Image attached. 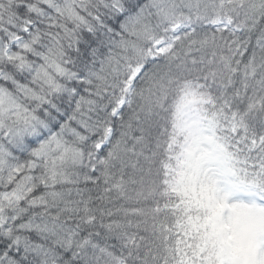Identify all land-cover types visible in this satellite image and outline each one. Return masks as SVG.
Wrapping results in <instances>:
<instances>
[{
    "label": "snow or ice",
    "instance_id": "6c2138e0",
    "mask_svg": "<svg viewBox=\"0 0 264 264\" xmlns=\"http://www.w3.org/2000/svg\"><path fill=\"white\" fill-rule=\"evenodd\" d=\"M0 264H264V0H0Z\"/></svg>",
    "mask_w": 264,
    "mask_h": 264
}]
</instances>
